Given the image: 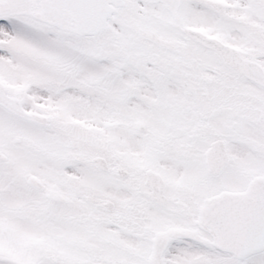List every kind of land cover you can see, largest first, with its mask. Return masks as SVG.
<instances>
[{
  "label": "snow or ice",
  "instance_id": "1",
  "mask_svg": "<svg viewBox=\"0 0 264 264\" xmlns=\"http://www.w3.org/2000/svg\"><path fill=\"white\" fill-rule=\"evenodd\" d=\"M0 264H264V0H0Z\"/></svg>",
  "mask_w": 264,
  "mask_h": 264
}]
</instances>
